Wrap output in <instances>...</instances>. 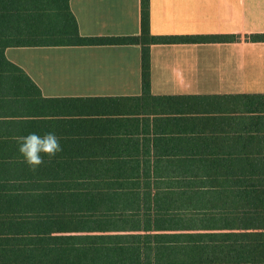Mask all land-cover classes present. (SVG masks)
I'll use <instances>...</instances> for the list:
<instances>
[{"label": "crops", "instance_id": "obj_1", "mask_svg": "<svg viewBox=\"0 0 264 264\" xmlns=\"http://www.w3.org/2000/svg\"><path fill=\"white\" fill-rule=\"evenodd\" d=\"M79 34L138 36L140 0H69ZM152 35L235 34L228 43L149 46V90L139 45L7 48L27 78L0 91V264H144L142 243L66 244L73 235H204L247 231L244 187H159L154 181L246 179L264 166V0H149ZM2 83V82H1ZM1 89V88H0ZM54 133L62 150L35 171L17 138ZM144 188H107L143 182ZM57 182L97 184L52 188ZM100 185L101 187H97ZM150 227L144 224V199ZM151 264H202L233 242H153Z\"/></svg>", "mask_w": 264, "mask_h": 264}, {"label": "trees", "instance_id": "obj_2", "mask_svg": "<svg viewBox=\"0 0 264 264\" xmlns=\"http://www.w3.org/2000/svg\"><path fill=\"white\" fill-rule=\"evenodd\" d=\"M238 40L235 34H185L152 35L149 31V0H140V33L138 36H86L79 34L77 22L69 8V0H0V80L23 76L31 81L23 71L9 62L4 51L7 48L38 46H97V45H139L141 47L142 90H149V46L152 44L177 43H228ZM251 42H264V33L247 36ZM2 82V83H1ZM0 81V91L4 90ZM149 154L144 151L143 182H110L107 188H144L151 184L148 166ZM159 187H219L230 185L244 187L246 196L247 231L229 234L204 235H73L59 236L54 242L66 244H116L142 243L145 248L144 264H151L146 254L153 242H233L228 250L206 260L202 264H264V166L246 179L202 180V181H154ZM97 184L84 182H57L52 188L84 189ZM47 183H0V191L41 190ZM97 187H101L98 185ZM150 206L148 197L144 199V224L150 227ZM47 237H0V245L42 244Z\"/></svg>", "mask_w": 264, "mask_h": 264}, {"label": "clouds", "instance_id": "obj_3", "mask_svg": "<svg viewBox=\"0 0 264 264\" xmlns=\"http://www.w3.org/2000/svg\"><path fill=\"white\" fill-rule=\"evenodd\" d=\"M18 151L29 168L35 171L44 164L45 156L51 160L62 148L59 138L54 133H46L43 136L31 133L17 138Z\"/></svg>", "mask_w": 264, "mask_h": 264}]
</instances>
